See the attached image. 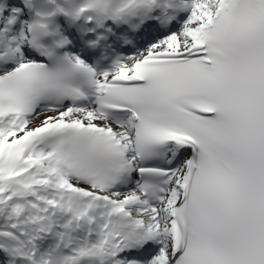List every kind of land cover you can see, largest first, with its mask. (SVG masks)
Listing matches in <instances>:
<instances>
[{"label":"snow or ice","instance_id":"6c2138e0","mask_svg":"<svg viewBox=\"0 0 264 264\" xmlns=\"http://www.w3.org/2000/svg\"><path fill=\"white\" fill-rule=\"evenodd\" d=\"M0 264H264V0H0Z\"/></svg>","mask_w":264,"mask_h":264}]
</instances>
